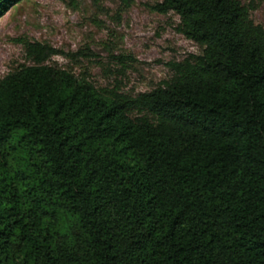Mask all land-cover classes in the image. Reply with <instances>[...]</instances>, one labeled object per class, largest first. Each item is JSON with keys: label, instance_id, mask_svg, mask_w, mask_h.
I'll use <instances>...</instances> for the list:
<instances>
[{"label": "trees", "instance_id": "obj_1", "mask_svg": "<svg viewBox=\"0 0 264 264\" xmlns=\"http://www.w3.org/2000/svg\"><path fill=\"white\" fill-rule=\"evenodd\" d=\"M154 9L203 52L149 92L38 42L0 80V264H264V28L241 0Z\"/></svg>", "mask_w": 264, "mask_h": 264}, {"label": "rangeland", "instance_id": "obj_2", "mask_svg": "<svg viewBox=\"0 0 264 264\" xmlns=\"http://www.w3.org/2000/svg\"><path fill=\"white\" fill-rule=\"evenodd\" d=\"M251 19L264 28V0ZM163 0H21L0 17V80L23 65L24 43L38 42L68 54L48 64L84 78L97 89L136 96L171 78L170 62L203 49L177 28L175 13L154 9ZM83 55L73 59L72 54ZM122 59L121 61L119 59Z\"/></svg>", "mask_w": 264, "mask_h": 264}]
</instances>
